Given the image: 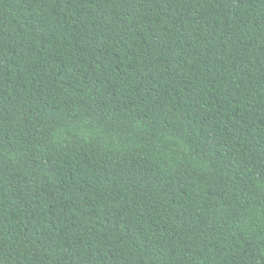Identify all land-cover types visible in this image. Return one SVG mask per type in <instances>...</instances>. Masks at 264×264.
<instances>
[{
  "label": "trees",
  "instance_id": "trees-1",
  "mask_svg": "<svg viewBox=\"0 0 264 264\" xmlns=\"http://www.w3.org/2000/svg\"><path fill=\"white\" fill-rule=\"evenodd\" d=\"M0 264H264V0H0Z\"/></svg>",
  "mask_w": 264,
  "mask_h": 264
}]
</instances>
